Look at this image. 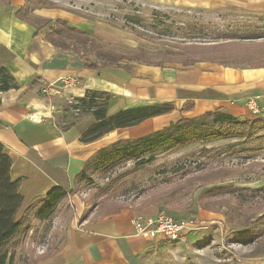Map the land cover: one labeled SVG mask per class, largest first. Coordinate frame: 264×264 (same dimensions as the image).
Listing matches in <instances>:
<instances>
[{"label": "rangeland", "instance_id": "1", "mask_svg": "<svg viewBox=\"0 0 264 264\" xmlns=\"http://www.w3.org/2000/svg\"><path fill=\"white\" fill-rule=\"evenodd\" d=\"M40 1L45 8L63 12L69 20L85 26V30L77 28L94 38L88 55L101 65L117 63L107 50L129 57L143 49L159 62L183 51L186 44L264 41L262 0ZM132 63L127 58L121 60V64ZM50 97L60 126L84 115L71 106L74 96L56 93ZM66 108L73 115L64 116ZM238 139H190L158 151L156 160L142 168L134 157L115 160L105 167L91 163L88 180H75L76 195L86 200L93 191L90 207L95 216L110 206L153 205L159 213L198 225L184 241L157 236L142 264L243 263L264 249V235L257 231L264 226V128L250 143L228 147ZM109 177L117 179L113 188L99 190L97 186ZM213 179L217 180L209 182ZM181 188L190 193L185 195ZM225 201L233 207L228 214ZM73 207L69 200L62 203L52 219L33 231L25 250L30 244L37 255L50 257L60 249ZM177 212L185 213L186 218L174 217Z\"/></svg>", "mask_w": 264, "mask_h": 264}, {"label": "crops", "instance_id": "2", "mask_svg": "<svg viewBox=\"0 0 264 264\" xmlns=\"http://www.w3.org/2000/svg\"><path fill=\"white\" fill-rule=\"evenodd\" d=\"M26 2H0V64L20 85L19 89L1 94L0 142L5 153L13 158L11 175L20 181L23 208L55 187L69 192L85 164L100 149L119 139L140 137L182 117L217 107L242 119L264 118V66H225L202 61L192 65L132 63L129 69L123 64L90 69L84 66L81 54L57 47L47 38L57 19L84 30L85 26L69 20L63 12L45 7L34 10L37 24L33 25L16 15ZM35 77H41L55 92L48 95L44 91H28ZM65 80L74 82L66 86ZM88 89L110 93L108 115L128 107L167 101L173 102L175 108L84 142L82 133L94 117H85L63 130L55 119L50 96H83ZM252 99L258 113L249 107ZM67 200L74 204V214L65 225L63 243L52 256L37 264H142L157 236L137 233L134 220L155 218L158 207L124 206L116 213L97 216L91 210L83 218L85 200L76 194L62 203ZM174 217L186 218V214L177 212ZM240 264H264V249Z\"/></svg>", "mask_w": 264, "mask_h": 264}, {"label": "trees", "instance_id": "3", "mask_svg": "<svg viewBox=\"0 0 264 264\" xmlns=\"http://www.w3.org/2000/svg\"><path fill=\"white\" fill-rule=\"evenodd\" d=\"M0 2H10V0H0ZM40 0H27L16 15L33 25L37 24L34 10L43 8ZM139 17V16H138ZM140 21V20H136ZM136 22V23H138ZM47 38L57 47L73 50L82 55L84 66L90 69H98L101 63L96 58H91L90 47L94 38L86 32L71 26L63 19H57ZM171 24H167L170 26ZM106 44H104L105 46ZM185 49L170 56L167 60L155 62L150 59L143 49H138L129 57L119 55V53L107 50V54L117 59V63L107 62V66H120L121 60L127 58L133 64H148L164 66L165 63H182L192 65L197 62L211 61L225 66H238L249 64L250 67H263L264 62V41L251 43H240L229 40L223 43L184 45ZM93 48V47H92ZM105 49V47H104ZM173 54V52H171ZM171 55V54H169ZM132 64H123L129 69ZM48 84L41 78L35 77L28 86V91L38 94L43 93ZM20 85L11 72L0 64V97L1 94L11 89H19ZM75 103L71 106L84 114L79 120H73L66 126H60L63 130L71 128L78 121L85 117L93 116L91 123L82 133L81 140L84 142L93 141L104 134L118 129L137 125L149 118L156 117L172 111L175 104L171 101L145 104L128 107L108 115V105L110 93L103 90H86L83 96H74ZM185 106L183 108H187ZM64 116L73 115L69 108L65 109ZM264 128V118L242 119L231 112L217 107L203 114L196 116L182 117L175 122H171L161 129L136 138H124L113 142L111 145L100 149L84 166L76 176V181H87V171L91 163L102 165L103 167L115 162L118 159L134 157L137 159L136 165L139 168L145 167L154 162L157 152L170 146H180L190 139L204 138L214 141L238 137L239 139L229 143L228 147H236L241 144H248L255 137L260 129ZM212 148H206V150ZM13 158L5 153L4 144L0 142V264H37L40 260L46 259L50 254H36L35 250L27 245L26 241L32 236L33 231L39 224L52 219L63 200L68 196L77 194L76 188L67 192L62 187H55L49 193L40 196L38 199L23 208L24 198L20 192V181L12 178L11 168ZM226 173V172H224ZM215 177V176H214ZM219 178V177H218ZM213 179L209 182H215ZM116 178H110L101 186L99 190L106 192L116 184ZM92 191V190H91ZM185 195L189 190L181 188ZM93 192V191H92ZM90 192L85 200L86 211L83 218L91 212V201L94 193ZM173 195V192H171ZM231 211L233 208L225 201ZM124 206L107 207L103 215L116 213ZM264 235V226L259 230ZM251 233L254 230H250ZM22 251L18 256V252Z\"/></svg>", "mask_w": 264, "mask_h": 264}, {"label": "built area", "instance_id": "4", "mask_svg": "<svg viewBox=\"0 0 264 264\" xmlns=\"http://www.w3.org/2000/svg\"><path fill=\"white\" fill-rule=\"evenodd\" d=\"M72 82L65 80L66 86ZM44 92L51 95L55 89L53 86H49L45 88ZM249 107L254 113L259 112V108L253 99L249 101ZM134 225L139 234L159 236L171 241H184L190 232L198 229V225L194 221L178 220L164 212L159 213L155 218L138 217L134 220Z\"/></svg>", "mask_w": 264, "mask_h": 264}]
</instances>
